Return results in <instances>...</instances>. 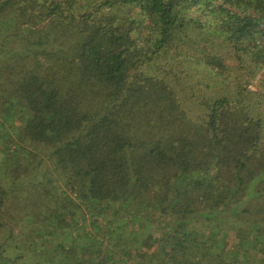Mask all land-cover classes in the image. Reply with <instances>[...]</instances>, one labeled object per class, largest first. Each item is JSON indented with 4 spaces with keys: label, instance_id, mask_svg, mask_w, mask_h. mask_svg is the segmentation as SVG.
<instances>
[{
    "label": "trees",
    "instance_id": "obj_1",
    "mask_svg": "<svg viewBox=\"0 0 264 264\" xmlns=\"http://www.w3.org/2000/svg\"><path fill=\"white\" fill-rule=\"evenodd\" d=\"M213 42L264 70V0H0V118L41 154L3 149L0 264H227L220 219L264 210L261 100L236 79L193 117L144 70L224 88Z\"/></svg>",
    "mask_w": 264,
    "mask_h": 264
},
{
    "label": "rangeland",
    "instance_id": "obj_2",
    "mask_svg": "<svg viewBox=\"0 0 264 264\" xmlns=\"http://www.w3.org/2000/svg\"><path fill=\"white\" fill-rule=\"evenodd\" d=\"M213 49L222 54L224 62L228 70L227 84H224V88L214 89L208 87V92L203 91L202 86L199 83L196 84V81L199 82L201 79L199 74H195L194 77L191 76L189 71V61H185L183 55H179V60L176 61L171 59L169 62L164 61V59L159 58L155 62V65L151 67H145L144 70H148L150 74L154 75H163L165 72H170L172 77L171 84L178 91L179 97L182 100L184 106L188 108L189 113L193 117H198L201 112L198 111L199 102L198 99L201 96H211L214 97L216 94L223 93H233L234 81L237 79L239 83L243 86H246L247 91L243 92L242 104L243 105H252L255 110V98L260 99L258 109L264 113V70L255 72L254 66L244 57L238 59L233 56L229 51L228 45H219L217 42L212 43ZM210 47V44H209ZM174 57V56H173ZM253 70V73L251 72ZM194 79V80H193ZM196 84V85H195ZM231 87V90L229 88ZM227 91V92H226ZM256 93V95H255ZM254 102V103H253ZM17 117L12 116L9 118H0V122L4 124V129L0 125V182L6 183V176L4 174V156L5 150L8 146L9 150L12 151L15 148V145L22 144L24 149L31 150L37 154V159L34 163L40 159L41 154L36 150L37 145L30 143L29 141L23 140L20 141L18 137L13 135L14 124L16 123ZM33 167V166H32ZM257 202V201H256ZM259 203V204H258ZM257 205L264 207V198H261ZM238 207H242L238 205ZM246 208L252 209L255 211V196L251 199H248L246 202ZM252 212L251 215L244 214L241 218L233 219L226 215L220 219L221 227L220 229L225 234L228 239L227 250H224L223 258L227 264H241V262L247 261V264H264V210L261 213L260 223L258 224L257 216L255 212ZM255 223L261 228L258 233V226H255ZM245 224H253L252 230L249 231L247 228H244ZM246 226V225H245ZM247 227V226H246ZM238 230L240 232H238ZM251 237L249 243V237H247V232ZM239 233L238 239L236 240V233ZM221 233V231H220ZM256 235V237H255ZM248 240V242H247ZM216 246V244H215ZM231 246V247H230ZM236 246V248L234 247ZM213 250L215 247H211ZM249 258V260H246Z\"/></svg>",
    "mask_w": 264,
    "mask_h": 264
}]
</instances>
